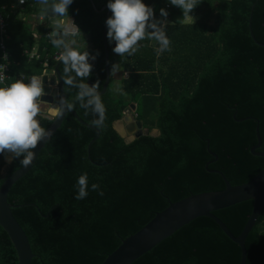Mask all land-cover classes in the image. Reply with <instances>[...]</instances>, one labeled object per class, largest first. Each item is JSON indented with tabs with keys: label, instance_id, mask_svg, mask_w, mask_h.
<instances>
[{
	"label": "trees",
	"instance_id": "obj_1",
	"mask_svg": "<svg viewBox=\"0 0 264 264\" xmlns=\"http://www.w3.org/2000/svg\"><path fill=\"white\" fill-rule=\"evenodd\" d=\"M108 2L73 0L68 9L86 50L95 56L89 60L93 65L90 77L92 84L100 82L99 91L106 80L103 35ZM143 2L153 8L157 20L164 19L161 8L168 12L167 18L173 21L166 28L172 38L170 50L157 55V42L145 39L135 55L121 57L113 52L114 41L108 39L111 72L112 65L121 61L127 76L118 80L122 92H114L112 77L107 92L101 95L106 107L104 128H98L99 134L68 113L34 166L9 192L8 201L16 205L12 211L35 253L32 264H102L124 239L172 202L224 190L223 175L232 185H239L264 169V157L252 152L258 143V125L262 145L257 151L264 152V45L260 44H264V0H197L190 14L200 18L192 24L182 23V10L169 0ZM36 3L26 0L24 6L29 11ZM8 12L4 14L11 33L17 22ZM207 14L215 18L214 26L205 23ZM50 31L47 25H40L39 47L54 52L58 49L50 42ZM13 37L8 48L20 58L17 70L42 73V65L26 63L22 55V46L32 44L31 36L23 40L18 34ZM185 45L197 62L189 55L180 58ZM60 69L63 74V64ZM65 91L67 100L74 102L77 89L65 86ZM142 94L145 99L140 101ZM138 101L146 108L150 102L148 113H157L143 122H152L150 126L159 134H142L126 142L114 123ZM136 108V117L144 119L143 109L140 113ZM73 109L89 124L97 118L78 102ZM52 122L43 120L42 127L47 129ZM22 166L19 159L3 160L0 187ZM83 173L88 175L89 194L76 200L75 185ZM93 183L99 184L103 195L91 190ZM253 207L254 201L247 200L214 213L239 236ZM246 248L247 264H264V206L246 239ZM240 263V246L212 218L202 216L132 264ZM0 264H19L15 246L1 224Z\"/></svg>",
	"mask_w": 264,
	"mask_h": 264
},
{
	"label": "clouds",
	"instance_id": "obj_2",
	"mask_svg": "<svg viewBox=\"0 0 264 264\" xmlns=\"http://www.w3.org/2000/svg\"><path fill=\"white\" fill-rule=\"evenodd\" d=\"M24 0H20L23 3ZM170 4L182 10L184 18H194L190 15L198 5L197 0H169ZM41 12L53 17L56 23L48 34L53 47L60 50L59 60L63 64L64 85L77 89L74 102H69L64 96L55 103H49L45 109L42 97L45 92L43 81L32 76L26 83L22 78L7 87H0V154L8 163L19 159L24 167L32 164L35 158L34 149L41 141L52 138L53 132L41 125V120H56L64 115L66 110L80 107L91 110L97 118L91 123L103 129L106 120V107L100 94V82L91 86L85 82L92 72L93 65L89 63L90 56L86 50V42L81 30L69 18L68 9L73 0H37ZM107 8L112 15L106 20L109 42H115L113 52L121 57H131L139 50L140 42L148 39L158 44L157 55L170 50V39L166 34L168 12L160 9L164 19L157 20L152 7L143 0H109ZM61 23V21H65ZM82 38L83 43L80 42ZM120 65H112V74L119 71ZM74 199L83 200L89 194L87 173L81 174L75 185ZM92 191L103 195L99 184L91 185Z\"/></svg>",
	"mask_w": 264,
	"mask_h": 264
},
{
	"label": "water",
	"instance_id": "obj_3",
	"mask_svg": "<svg viewBox=\"0 0 264 264\" xmlns=\"http://www.w3.org/2000/svg\"><path fill=\"white\" fill-rule=\"evenodd\" d=\"M109 15L110 11H108L107 19L109 18ZM251 33L253 38L256 40L252 29ZM103 38L106 51V81L100 94L107 92L111 79L110 49L108 45L106 22ZM260 44L264 45L262 43ZM113 46L115 47V42ZM61 65V61L56 64L55 75H53L51 78L52 84H55L57 80L59 81V88L55 89L53 94L47 93L42 97V100L46 101V103L42 104V106H47L49 103H53L54 100L55 102L58 101L59 97L61 96L66 98L65 85L63 81L64 77L60 70ZM52 72L53 70L49 69L46 71V74L43 75L41 79L44 84L49 83L48 74ZM87 80L91 86L92 81L90 76L87 77ZM135 108L136 106L132 104L129 109ZM68 113L73 114L81 123L97 129L100 134V131L96 126L85 122L74 109L66 110L64 115L56 120H53L52 124L47 129H50L54 134L61 127L65 116ZM125 122L127 125H125L124 130H127L131 135L130 137L127 136L128 138L124 136V133L120 129L117 128V124L123 125L121 119L115 121L114 127L125 138L126 142H131L135 138L140 137L142 134L150 133L149 128L143 127L142 120L139 119L135 121L131 115H127L125 117ZM131 127H133L132 130ZM136 129L139 130L135 133V135H133V130ZM125 134L127 133L125 132ZM151 134L156 135V133L153 132H151ZM256 134L258 143L252 147V152L256 155H261L264 157V152L257 151L262 145L259 125L256 127ZM94 141L95 139L89 144V151ZM47 142L48 141H41L38 143L36 149L33 150L35 153V158L33 159L32 164L27 167L22 166L17 169L5 179L0 187V224L8 233L15 246L18 254L19 264H32L35 253L32 250L28 235L12 211V208L16 205H13L8 201V196L12 186L34 166L41 149L46 145ZM212 154L216 156V154ZM3 160H5V157L0 154V163H2ZM223 177L226 182V188L224 190L193 194L179 201L172 202L166 209L158 212L138 232L124 239L121 245L113 253H111L102 264H132L140 256L153 249L157 244L175 233L181 227L202 216L212 218L216 223L219 224L227 236L240 246V264H247L246 239L253 227L256 225L264 206V169H262L250 181L239 185H232L224 175ZM247 200L254 201L253 212L241 234L239 236H235L229 227L214 212Z\"/></svg>",
	"mask_w": 264,
	"mask_h": 264
},
{
	"label": "crops",
	"instance_id": "obj_4",
	"mask_svg": "<svg viewBox=\"0 0 264 264\" xmlns=\"http://www.w3.org/2000/svg\"><path fill=\"white\" fill-rule=\"evenodd\" d=\"M9 3H11V1H9ZM36 4H37V7H36V5H32L31 4L32 6H30L31 9H29V11L26 10L25 6L23 8H20V9H15V8H8L7 9V10H10V12H12V13L8 12V16L9 17L15 16L16 18H15V21L14 22H17V23H13L12 24L11 33L9 32V37H10L9 40L11 42L14 40V37H13L14 34H18L19 36H21L22 37V40L25 39L23 37H26L27 38V37L31 36L30 39H32V44L26 43V45H28V46H22V48L28 49V50L38 49L40 52L44 53V50H46V49L44 47L42 49H41V47H39V39H40L39 27H40L41 24L47 25L51 29V31H52L53 30L52 27L56 23V20L53 17L47 16V15L43 14L41 11H39L41 7H40V5L38 3H36ZM4 11H6V10H4ZM21 14H23V16H21ZM190 15L192 17L194 16L193 17V18H195L194 19V22H196L197 21L196 18L198 17V15H193V14H190ZM69 18L74 22V18L72 16H69ZM166 21H167V26H168V24L173 23V21L171 19H169V18H167ZM64 22L65 21H61V23H64ZM182 23L192 24L193 23V20L191 18H184L183 21H182ZM51 31L49 33H51ZM169 38L172 39L170 36H169ZM171 43H172V41H171ZM21 45H23V44H21ZM24 49H23V51H24ZM10 52H11V50H10ZM22 55H23V52H22ZM24 57H26V56H24ZM18 59L20 60V58H18L16 55L14 57L13 53L11 52V56H10V67H11V74L14 77V79H15L16 75H18V74L19 75H22L23 74V75H26L27 77H29L28 80L26 79V83H27L32 76H36V77H38V78L41 79L43 77V75L46 74V71L49 70V69H51V70H53V72L50 73V74H48L49 83L48 84H44L45 92L46 93L53 94V91H55V89H58L59 88V81L58 80L56 81L55 84H52L51 83V78H52L53 75H55V66H56V64L59 61L51 60L49 64H46L45 62H41L39 59L29 60L27 58V62L26 63H37L39 65H42L43 66V71H42V73H35V72H33V73H26L25 71H18L17 70L18 69L17 66L19 65ZM118 62H120V64H121V66L119 67V71H118L119 73H122V74H120V77H117V72L115 74H112V72L110 70V72H111V78L112 77L115 78L114 81H113L114 82L113 83V89H114V92L115 93H116L117 89H118L119 92H122L121 89H119L120 88V83L118 82V80H120L123 77L126 78V76H127V73L122 68V62L121 61H118ZM118 62H117V65H118ZM36 66L37 65H34L33 68H32V70L33 69H36ZM158 66H160V63H158ZM12 83H14V82L12 81ZM110 83H111V79H110L109 84ZM116 83H117V85H116ZM101 95H103V94H101ZM53 103H55V100H54ZM48 106H49V104L47 106H42V107L43 108L45 107V109H46ZM142 119L143 118H141L140 120H142ZM147 122L152 123L149 120H147Z\"/></svg>",
	"mask_w": 264,
	"mask_h": 264
},
{
	"label": "built area",
	"instance_id": "obj_5",
	"mask_svg": "<svg viewBox=\"0 0 264 264\" xmlns=\"http://www.w3.org/2000/svg\"><path fill=\"white\" fill-rule=\"evenodd\" d=\"M11 1V3H9ZM26 4V0L23 3H20V0H0V87L9 86L12 81L15 82L18 79H23L26 82L29 77L26 75H16L15 79L11 74L10 67V56L11 52L8 48L9 37V24L7 18L4 14V10L8 8L20 9L23 8ZM60 50L54 52L42 53L38 49H24L23 55L26 56L29 60L39 59L41 62L49 64L51 60H59Z\"/></svg>",
	"mask_w": 264,
	"mask_h": 264
},
{
	"label": "rangeland",
	"instance_id": "obj_6",
	"mask_svg": "<svg viewBox=\"0 0 264 264\" xmlns=\"http://www.w3.org/2000/svg\"><path fill=\"white\" fill-rule=\"evenodd\" d=\"M21 16H23V14H21ZM194 17V16H193ZM199 18H200V16H198L197 18H196V20H199ZM195 19V18H194ZM204 19H205V23L207 24V25H211V26H214L215 25V18L212 16V15H210L209 16V14H207V17H204ZM65 22H66V19H65ZM186 46V45H185ZM186 49L185 50H183V51H181L180 52V58H186L188 55V58H190V60H192L193 62H197V58L196 57H193V55L191 56V48H189L188 46H186L185 47ZM162 54V53H161ZM160 54V55H161ZM118 65H120L121 66V64H120V62H118ZM120 74H122V73H119L118 71H117V77H120ZM116 85H117V83H116ZM139 99H140V101H143L144 99H145V95L144 94H142V95H140L139 96ZM135 101H137V100H135ZM134 101V102H135ZM154 99L151 101V104H152V106H154ZM149 102V101H148ZM133 104H135L136 106L138 105V108H136V109H139L140 111V113H141V110L146 114V117H144V120H146V119H153L154 117H156V115H157V113L154 111V112H152V113H148V110L149 109H151V104H150V102L149 103H147V107L148 108H146V106H142V102H137V103H133ZM137 114V113H136ZM117 128L118 129H120L123 133H124V136L125 137H127V134H125V130H124V127H123V125H121V124H117ZM153 133H158V130L157 129H154L153 131H152ZM128 138V137H127ZM6 168V165L4 166V169Z\"/></svg>",
	"mask_w": 264,
	"mask_h": 264
},
{
	"label": "flooded vegetation",
	"instance_id": "obj_7",
	"mask_svg": "<svg viewBox=\"0 0 264 264\" xmlns=\"http://www.w3.org/2000/svg\"><path fill=\"white\" fill-rule=\"evenodd\" d=\"M127 115H131L133 118H134V120L135 121H137L138 119H140V118H138V117H136V112H135V110L134 109H127L126 111H125V115L123 116V118H121V120H122V124H123V127L125 128V125H127V123L125 122V117L127 116ZM120 120V119H119ZM144 120L142 119V122H143ZM42 122H43V120H41V125H42ZM149 125H147L146 123H144L143 122V127H145V128H149V130H150V134H151V132L154 130V129H156V128H154V127H152V126H150V125H152L151 123H148ZM133 129V127H131V130ZM138 130L139 129H136V130H133L134 132H133V135H135V133L136 132H138ZM158 130V129H157ZM125 132L127 133V136L128 137H130L131 135L128 133V131L127 130H125ZM157 134H159V131H158V133H156V135Z\"/></svg>",
	"mask_w": 264,
	"mask_h": 264
}]
</instances>
